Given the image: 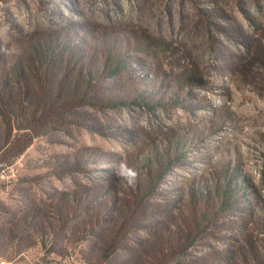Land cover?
<instances>
[{"label": "rangeland", "instance_id": "1", "mask_svg": "<svg viewBox=\"0 0 264 264\" xmlns=\"http://www.w3.org/2000/svg\"><path fill=\"white\" fill-rule=\"evenodd\" d=\"M0 163V264H264V0H0Z\"/></svg>", "mask_w": 264, "mask_h": 264}, {"label": "trees", "instance_id": "2", "mask_svg": "<svg viewBox=\"0 0 264 264\" xmlns=\"http://www.w3.org/2000/svg\"><path fill=\"white\" fill-rule=\"evenodd\" d=\"M51 48L50 47H45V48H42V49H39V50H35V57H36V59L38 60L37 61V65H39V62L40 61H42V60H44V59H48V58H50L51 57ZM40 65H48L47 64V62H46V64H45V62H41L40 63ZM32 67V66H31ZM22 79H23V76H22V74H20V76H19V78H18V83H20L21 81H22ZM71 80H65V83L67 82V90L68 91H71V82H70ZM4 86H6V85H4ZM83 101V100H82ZM85 101V100H84ZM35 116H38V114H36L35 113ZM17 130L19 131V132H21V131H29V130H31V128L29 127V125H24V126H17ZM30 141L28 142V144H24V146H22L20 149H19V151H18V156L19 155H21L29 146H30ZM141 201H143V200H141ZM16 230H18V228H17V226H15L14 227ZM52 228V227H51ZM57 230V229H56ZM56 230H50V233L48 234V233H44L43 231H42V234H40V237H38V239L39 240H41V246L42 247H45V245H46V242L44 241V239L45 238H47V239H49V238H51V245L53 246L54 244H55V242H56V238L58 237V232L56 231ZM16 234L13 232H9L8 233V235H5L6 236V238H8V241H18L19 239H17L16 238V236H15ZM0 236H4V234H2V235H0ZM4 238V237H3ZM69 243H71L70 241H69ZM51 253L52 254H55V255H58V256H62V253L61 252H58V251H56L55 249L54 250H51ZM13 264V263H12ZM64 264H76V262H75V256L74 255H71V256H68L67 258H66V262L64 263ZM83 264V263H82ZM84 264H91L90 263V261L89 260H87L86 261V263H84Z\"/></svg>", "mask_w": 264, "mask_h": 264}, {"label": "built area", "instance_id": "3", "mask_svg": "<svg viewBox=\"0 0 264 264\" xmlns=\"http://www.w3.org/2000/svg\"><path fill=\"white\" fill-rule=\"evenodd\" d=\"M19 176L18 163L11 165L0 163V194H4L17 185Z\"/></svg>", "mask_w": 264, "mask_h": 264}, {"label": "clouds", "instance_id": "4", "mask_svg": "<svg viewBox=\"0 0 264 264\" xmlns=\"http://www.w3.org/2000/svg\"><path fill=\"white\" fill-rule=\"evenodd\" d=\"M118 175L126 179L129 184H133L137 177L135 169L127 165H121V170L119 171Z\"/></svg>", "mask_w": 264, "mask_h": 264}]
</instances>
